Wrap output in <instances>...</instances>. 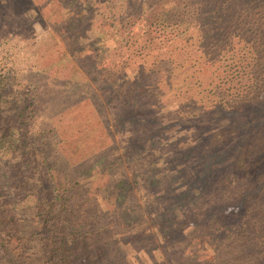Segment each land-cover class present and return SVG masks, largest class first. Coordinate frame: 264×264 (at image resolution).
Returning <instances> with one entry per match:
<instances>
[{"label": "rangeland", "instance_id": "obj_1", "mask_svg": "<svg viewBox=\"0 0 264 264\" xmlns=\"http://www.w3.org/2000/svg\"><path fill=\"white\" fill-rule=\"evenodd\" d=\"M252 1L239 6V16L232 17L233 36L224 52L215 54L216 60L205 56L212 61L207 63L204 56L190 55L187 50L196 41L199 45L213 28L200 23L192 31H184L179 20L188 9V15L191 11L198 14L201 0H190V7L181 0L175 8H171L172 0H0V127L13 119L19 129L11 125V138L26 139L24 144L31 139L36 148L56 154L51 161L59 165L61 175L79 179L81 184L73 193L79 213L101 217L120 209V197L128 188L124 178L132 181L125 191L128 203L144 194L145 183L152 178L159 180L154 184L158 193L165 189L175 195L187 184L181 168L189 169L190 161L199 158V131L205 136L212 130L215 135L216 127L235 130L239 124L233 125L239 119L245 122L246 116L264 115V66L259 64L264 63V9L253 10ZM168 14L174 16L165 22L168 17L163 20L162 16ZM239 32L244 38L240 44ZM224 35L225 31L226 38ZM219 36H205L208 50L212 51ZM245 67L255 68L250 83H246ZM214 68L218 69L213 72ZM240 95L242 102L233 105ZM211 101L223 107L220 110L226 115L236 113V118L229 117L231 122L224 127L220 118L202 126L199 118L206 123L210 114L216 116L217 108H201L200 103ZM20 111L21 115H15ZM187 116L193 121L185 119ZM257 127L264 128V122ZM254 140L244 144L242 151L261 146L264 150V140L253 148ZM130 146L136 149L130 150ZM6 149L5 158L21 165L15 171L20 170L30 184L38 182L42 171L32 170L31 164L22 161L20 148L14 144ZM102 156L109 157L108 165L102 164ZM121 178L124 181L117 184ZM22 185L18 205L26 208L36 191L29 185L26 188L27 183ZM4 192L13 195L9 185ZM167 198L177 206L173 196ZM242 207L234 201L221 210L229 213ZM246 216V224L264 227V204ZM193 217L188 215L176 231L165 233L164 241L152 243L150 254L138 247V240L124 243L121 238L128 262L139 264L141 257L148 264H212L215 253L251 234L249 226L247 234L238 229V236L232 239L230 229L222 232L225 221L196 228ZM127 228L136 237V231H144L137 223ZM213 230L222 233L221 245L212 243L210 235L201 240ZM119 232L117 236L124 235ZM99 244L94 250L88 244L87 253L100 252L102 242Z\"/></svg>", "mask_w": 264, "mask_h": 264}, {"label": "trees", "instance_id": "obj_2", "mask_svg": "<svg viewBox=\"0 0 264 264\" xmlns=\"http://www.w3.org/2000/svg\"><path fill=\"white\" fill-rule=\"evenodd\" d=\"M179 1L181 2V0H172L171 8H175ZM201 1L202 5L198 14L191 11L188 15L190 10L188 9L187 13L182 12L179 20L184 31H192L200 23L213 28L204 35L199 45L196 41L194 45L189 46L190 50H187L190 55L204 56L203 59L208 63L216 60L217 52H219L218 55L224 52L223 47L229 43V37L233 36L230 32L233 28L232 17L239 16L238 8L245 0ZM185 3L190 7V0H185ZM250 7L255 11H261L264 9V0H253ZM169 16L174 15L168 14L162 18L165 20L168 17L165 22H169ZM233 26L236 27V24L234 23ZM224 31L226 38L223 37ZM143 34H147V27ZM218 34L220 36L211 47L212 51L208 50L204 45L205 36L208 38ZM237 34V41L240 44L244 39L243 34L241 32ZM239 50L241 54L246 52L244 48ZM234 62L237 65L243 64L241 61ZM259 64L264 66L262 62ZM198 65L197 63L195 68H198ZM187 68L193 70L192 65H188ZM217 69L214 68L213 72ZM254 70L253 67L244 68L247 79L252 76ZM251 80L253 79H248L246 83H250ZM242 100L243 97L240 95L231 103L240 104ZM200 104L201 108L207 110L217 108L216 116L210 114L207 124L199 118L202 126L212 125L214 120L220 118L221 122L225 121L221 125L224 127L231 122L229 117L236 118L234 112L230 115L224 114L225 111L220 110L224 108L215 102ZM204 111L200 115L204 114ZM15 115H21V111ZM261 115L246 116L245 122H240L242 120L239 119L233 125L235 127L239 124L235 130L216 127L213 130L215 135L211 133L212 130H208L205 136L199 131L196 136L202 142L198 149L199 158L190 161L189 169L181 168V172L187 175V184L175 195L166 193L165 189L164 193H158L154 189V184L159 180L152 178L145 183L144 194L140 195L138 200L128 203L126 197L129 193L125 191L132 186V181L124 178L126 181L123 183H126L128 188L120 197V200L123 198L119 203L120 209H112L104 213L101 216L102 222L101 217H92V213L78 212L73 193L74 187L81 183L77 177L69 179L66 175H61V171L58 170L59 165L57 164V167L51 161L55 159L56 154L36 148L31 139L24 144L22 142L26 139L11 138L13 133L11 125L19 129L17 122L11 119V123L0 127V264H134L128 262L125 249L119 243L121 238H124V243L129 240H138V247L150 254L148 247L157 240L164 241L167 233L170 234L181 227L184 218L190 214L194 215L193 226L196 228L203 225L214 226L221 220L225 221L222 232L224 233L227 228L230 229L228 234H231L232 239L235 235L238 236L236 234L238 229H242L247 234L248 227H251L248 238L228 243L224 251L214 254L216 260H213L212 264H264V227H261L260 223L246 224V214L251 209L264 204V150L261 146L248 153L242 151L244 144L247 146L248 141L256 139L253 143L254 148L260 140H264V128L257 127L259 123L264 122V117ZM185 119L193 121L189 120L188 116ZM127 122L126 120L122 125ZM118 126L120 124L116 122L115 128ZM133 138L131 137L132 141ZM14 144L15 148L18 147L21 150L22 161L25 160L33 166L28 165L30 169L42 171L38 182L33 181L30 184L29 181H25L20 170L15 171L16 168H14L16 166L20 169L21 165L5 158L6 148L12 149ZM133 149H136V146H130V150ZM108 158L102 156V164L108 165ZM110 161H113V158ZM102 168V173H106L107 168L103 166ZM171 177L172 180L176 179V174ZM124 180L119 179L117 184ZM21 184H23L22 187L26 185V188H29V185L30 190L36 191L31 194V205L26 208L18 205L21 203V196H18ZM5 185L12 188V197L4 192ZM169 196L174 197L178 203L177 206L169 203L167 198ZM234 201L241 202L243 207L229 213L221 210L223 206ZM135 221L137 225L144 227V231L140 229L136 231L137 237L127 228L136 224ZM132 223L134 224L131 225ZM146 225L152 227L147 228ZM119 231H123L124 235L117 236ZM221 234L213 230L211 233L202 235L201 240H208L210 235L212 243L221 245L220 242L223 240ZM99 242H102L100 252L87 253L88 244L93 245L94 250L95 247L100 246ZM214 248L211 247V249ZM245 256L254 260L247 261L244 259ZM139 264L148 263L140 257Z\"/></svg>", "mask_w": 264, "mask_h": 264}]
</instances>
